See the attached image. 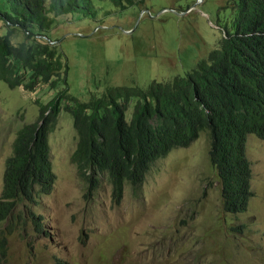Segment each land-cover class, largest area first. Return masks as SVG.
<instances>
[{"label": "rangeland", "instance_id": "1", "mask_svg": "<svg viewBox=\"0 0 264 264\" xmlns=\"http://www.w3.org/2000/svg\"><path fill=\"white\" fill-rule=\"evenodd\" d=\"M229 1L144 0L123 10L94 0L92 10L61 17L50 36L67 56L68 85L60 83L51 95L0 82V197L19 130L37 122L41 106L60 89L89 101L110 88L185 76L225 36L233 16L223 9ZM210 132L159 158L144 182L127 184L120 198L107 177L96 184L81 176L73 161L74 117L62 113L49 137L56 175L51 192L0 223L8 234L7 264H264V141L248 138L254 198L232 215L211 163ZM30 210L38 215L32 220ZM22 212L28 222L20 225ZM41 217L40 231L35 221Z\"/></svg>", "mask_w": 264, "mask_h": 264}, {"label": "trees", "instance_id": "2", "mask_svg": "<svg viewBox=\"0 0 264 264\" xmlns=\"http://www.w3.org/2000/svg\"><path fill=\"white\" fill-rule=\"evenodd\" d=\"M93 1L0 0V82L30 93L49 89L51 95L60 83L68 85L67 56L50 34L61 17L90 11ZM137 1L144 0L100 3L125 10ZM223 9L233 12L222 29L225 36L185 76L149 87L110 88L89 101L64 88L43 104L39 120L17 134L0 197V223L51 192L56 175L49 137L64 112L74 117L79 142L73 161L81 176L96 184L107 177L120 198L127 184L144 182L159 158L211 131V163L225 212L246 211L254 198L248 138L264 141V0H230ZM26 215L38 216L32 210ZM19 219L14 220L20 225L28 222L24 212ZM42 219L35 221L40 231ZM8 262V234L0 230V264Z\"/></svg>", "mask_w": 264, "mask_h": 264}, {"label": "clouds", "instance_id": "3", "mask_svg": "<svg viewBox=\"0 0 264 264\" xmlns=\"http://www.w3.org/2000/svg\"><path fill=\"white\" fill-rule=\"evenodd\" d=\"M194 10V8L191 10V11H193ZM191 11H189V12H191ZM188 13V12H187Z\"/></svg>", "mask_w": 264, "mask_h": 264}]
</instances>
